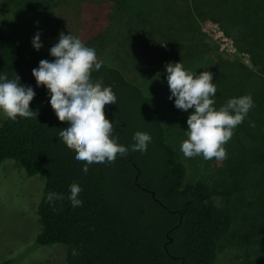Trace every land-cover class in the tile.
<instances>
[{"label":"trees","instance_id":"trees-1","mask_svg":"<svg viewBox=\"0 0 264 264\" xmlns=\"http://www.w3.org/2000/svg\"><path fill=\"white\" fill-rule=\"evenodd\" d=\"M79 1L55 3L68 8ZM108 2L122 7L126 28L151 42L158 37L170 46L169 52L160 45L143 52L149 65L164 67L190 59L203 41L199 25L206 20L219 25L239 52L250 54L252 69L222 60L216 63L213 76L220 70L247 76L257 91L256 131L253 142L241 141L240 181L233 183L243 197L238 220L244 205L253 217L252 201L264 207V0H95L91 4ZM52 59L48 51L37 53L19 46L0 29V74L9 79L17 75L35 91L29 108L38 113L36 118L12 121L4 117L0 125V167L5 161H15L29 175L45 180L36 210L41 230L35 243L65 246L64 264H212L220 237L237 219L231 211H218L208 185L183 184L184 170L165 142L164 116L121 72L101 63L92 75L116 96V105H106L105 115L115 121L117 143L130 146L137 131L148 133L152 140L143 153L129 149L126 156L92 164L83 173L85 162L78 161L75 150L59 139L67 122L58 121L45 88H37L31 75L40 60ZM71 183L82 189L80 207L73 208L67 199ZM51 192L64 196L49 201ZM258 229L245 239L254 238ZM239 248L249 264H262V255L252 243L239 244Z\"/></svg>","mask_w":264,"mask_h":264},{"label":"rangeland","instance_id":"rangeland-1","mask_svg":"<svg viewBox=\"0 0 264 264\" xmlns=\"http://www.w3.org/2000/svg\"><path fill=\"white\" fill-rule=\"evenodd\" d=\"M55 1L57 0H0V29L19 46L37 53L48 51L57 42L61 32L76 35L87 46L94 47L102 64L121 72L123 78L136 85L164 116L165 142L174 151L184 170L183 184L208 185L212 189L213 205L218 211H231V215L236 216L237 222H232L228 231L220 237L219 249L212 264H249L246 253L239 248V244L243 246L251 243L254 248L259 249L264 264V207L259 206L257 201L254 204V200L251 203L253 217L249 208L244 205L242 217L238 220L237 212L239 206H242L243 197L239 190L236 192L238 188L233 184L240 181L238 161L244 151L241 141L253 142L251 136L256 131L254 121L259 102L253 80L223 70L213 76L212 82L217 86L215 107L219 108L229 98L249 93L254 107L233 130L231 139L223 145L226 159H186L179 149L181 141L186 139V120L192 110L185 113L174 107L173 101L168 99L170 92L164 67L149 65L146 58L143 60V52L146 53L149 47L156 48L160 45L163 51L169 52L170 46L158 37L151 42L126 28L128 19L119 5L114 6L109 2L91 4L95 0H81L74 7L65 8ZM199 27L203 41L192 57L182 64L185 69L197 73H214L216 63L222 60L252 69L250 54L239 52L233 42L224 39L219 25L206 20ZM37 32L41 33L40 40L43 44L39 51L31 46V40ZM261 104L264 109V100ZM3 120L4 117L0 116V125ZM44 181L40 175H29L18 162L8 160L1 165L0 262L9 260L12 264H64L65 246L57 244L42 247L35 243L41 230L36 210L42 200ZM257 229L254 238L245 239Z\"/></svg>","mask_w":264,"mask_h":264},{"label":"clouds","instance_id":"clouds-1","mask_svg":"<svg viewBox=\"0 0 264 264\" xmlns=\"http://www.w3.org/2000/svg\"><path fill=\"white\" fill-rule=\"evenodd\" d=\"M40 36L37 32L31 40L36 51L43 47ZM48 54L53 59L40 60L31 75L37 88H45L48 104L58 121L67 122V127L59 131V139L67 148L75 150L78 161L85 162L81 168L83 173L87 174L92 164L111 163L117 155L126 156L129 149L147 151L152 138L146 132H135L133 144L128 147L117 143L113 135L115 121L110 122L105 115V106L116 105V96L110 86L103 85L102 80L92 75L93 69L101 68L94 47L87 46L76 35L61 32ZM164 69L170 92L168 99L178 110L185 113L192 110L186 120V139L180 143L183 157L223 161L227 155L223 145L254 107L252 95L229 98L217 108L213 73L187 70L181 62H168ZM34 96L33 88L22 84L19 76L9 79L0 74V116L12 121L17 117L36 118L38 113L29 108ZM68 188L67 199L71 206H82L81 187L71 183ZM63 196V193L51 192L47 199L53 201Z\"/></svg>","mask_w":264,"mask_h":264},{"label":"built area","instance_id":"built-area-1","mask_svg":"<svg viewBox=\"0 0 264 264\" xmlns=\"http://www.w3.org/2000/svg\"><path fill=\"white\" fill-rule=\"evenodd\" d=\"M220 30V32H221V35H222V37L224 38V39H226V40H229V41H231L232 42V40L231 39H229L228 37H226L224 34H223V32L221 31V29H219ZM233 44V43H232Z\"/></svg>","mask_w":264,"mask_h":264}]
</instances>
